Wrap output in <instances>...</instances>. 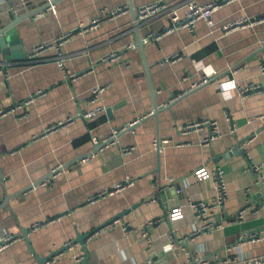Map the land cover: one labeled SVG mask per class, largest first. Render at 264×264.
Instances as JSON below:
<instances>
[{
  "label": "crops",
  "instance_id": "crops-1",
  "mask_svg": "<svg viewBox=\"0 0 264 264\" xmlns=\"http://www.w3.org/2000/svg\"><path fill=\"white\" fill-rule=\"evenodd\" d=\"M147 1L151 0H56L54 12L32 13L15 24L23 59H7L0 52V67L6 72L5 77L0 75V107L13 108L0 115V234L8 231L17 239L0 251V264H77L73 254L84 251L73 240L88 231L87 264H179L187 252L219 264L233 255L264 257V89L239 93L249 83L264 88L259 68L264 65V20L227 33L217 27L240 16L259 15L264 0L221 4L212 13L214 33L198 19L194 35L177 28L158 38L149 35L162 32L170 19L160 16L140 23L130 10L63 43L62 68L54 50L44 51L35 61L27 59L33 45L87 21L103 6L126 2L134 9ZM15 3L0 1V27L43 5L32 3L15 15L11 10ZM111 51L122 54L119 62L101 59ZM175 51L180 57L165 63ZM212 70L206 83L190 89ZM69 72L79 75L65 77ZM98 84H106L100 100L105 109L85 119L77 113L93 107L89 97ZM150 110L156 112L91 155L89 129L103 137ZM67 115L73 119L45 130ZM203 118L216 120L220 133L208 145L201 144L208 128L180 129ZM158 137L170 139L160 152L152 145ZM128 145L134 148L121 153ZM249 161L261 165L259 173L248 168ZM58 163L59 174L47 179ZM217 167L223 170L228 189L217 213L224 225L191 238L200 223L187 197L211 200L215 178L201 176L199 169ZM125 177L134 183L87 202L91 194ZM247 202L243 218L235 219ZM173 207H180L182 215L170 219ZM113 219L118 221L107 225ZM46 220L50 221L31 228L35 221ZM22 229H27L26 237ZM249 231H259L260 238L242 241ZM65 241L73 242L72 248L62 249L53 261L44 259L61 251L57 250Z\"/></svg>",
  "mask_w": 264,
  "mask_h": 264
},
{
  "label": "built area",
  "instance_id": "built-area-1",
  "mask_svg": "<svg viewBox=\"0 0 264 264\" xmlns=\"http://www.w3.org/2000/svg\"><path fill=\"white\" fill-rule=\"evenodd\" d=\"M6 1V0H0ZM41 2L43 5L40 9H38L34 15L40 16L43 14L44 11H55L54 0H17V3L12 5L11 10L13 14H17L18 11L21 9L27 8L32 3ZM230 0H212L206 3H199L197 0H180L177 2L169 3L165 0H151L147 1L143 4H140L136 8H132L129 3L122 2L112 7L103 6L96 11V13L89 18L87 21H80L76 26L66 29L56 35L51 41L48 42H39L33 45L30 52L28 53L27 59L28 61H35L41 53L47 50H54L56 52V63L59 67L62 68L63 58L64 55L60 52L61 45L71 39L75 34H82L88 30L94 29L98 27V25L103 20L113 19L121 13L129 12L130 10L134 13V19L140 23H147L150 20H153L160 16H167L170 19V24L160 33H154L149 35L153 38L160 37L161 34L165 32H169L173 29L177 28H186L192 35H194V27L195 23L198 19H202L205 21L206 25L209 27V33H214L216 29V24L212 18V13L219 7L221 4L226 3ZM182 11L183 14L180 15L179 12ZM264 20V11L261 12L259 15L255 16H240L234 18L230 21L222 23L218 25V29L222 31V33H227L233 29L238 27H243L246 25H252L256 21ZM148 38V37H147ZM128 46L134 47L133 44H129ZM180 57V52L175 51L170 56L165 58V63L172 62L177 60ZM122 58V54L117 51H111L106 53L101 57L102 60L108 62H119ZM0 65H3L1 63ZM262 72H264V65H260L259 67ZM215 73L212 70L208 74H204L199 80L192 83L191 88L200 86L201 84L206 83L209 80L211 74ZM83 74V73H82ZM0 75L5 77L6 72L2 71V67H0ZM79 74L69 72L65 74V77L74 79ZM106 84H98L92 87L91 94L89 97V101L93 103V107L87 110H82L77 113L79 116H82L85 119L92 118L97 115L99 111L105 109V105L100 102L101 95L103 90L105 89ZM264 88L261 87L258 83H249L246 86H243L241 89L239 88V93L245 94L247 92H258L263 90ZM36 93H42L41 90H38ZM13 108L4 109L0 107V115H5L8 112H11ZM152 110L143 113L140 116L133 118L126 124H122L120 126L114 127L111 131L103 136L97 137L91 133V129H89L90 133V142L93 147L91 150V155H95L97 152L103 151L106 147L116 142V138L121 131L132 129L134 124L142 117L147 114H152ZM74 115H67L64 119H59L54 123L48 125L46 127V131H49L58 125H62L66 122H69L73 119ZM264 121V118H262ZM202 127L208 128L207 134L202 138L201 144L208 145L210 141L216 139L220 136L219 129L214 119H198L186 122L180 126L182 132H189L191 130H197ZM170 139L168 137H158L152 141V145L154 149L158 152L162 151L164 145L168 143ZM178 145H182V143H178ZM134 148V145L123 146L121 148V153H129ZM248 168L255 173H259L261 170V165L257 163H252L251 161L248 162ZM62 169V165L60 163L56 164L50 169L49 175L47 179L56 176ZM201 176L207 177L212 176L215 178V186H214V195L212 196L211 200H203V199H192L191 197H187V204L191 206L194 211V215L196 219L200 223V227L193 231L190 234V237H194L198 235L201 231H211L213 229H218L223 227L224 219L218 216V211L223 207L225 200L228 197V189H227V182L223 177V170L219 167L214 169L213 171H208L204 168L199 169ZM169 181H172V177H168ZM45 182V181H44ZM134 183V179L131 177H125L122 181H117L110 187L104 188L96 193L91 194L88 197L87 202H94L99 197H104L105 195H110L115 191L123 189L127 186H130ZM182 188L177 186L176 192L180 193ZM248 202L241 206L236 215L235 219L241 220L243 218V213L246 209L249 208ZM182 215L180 207H173L169 213L170 219L178 218ZM53 220V219H51ZM159 217L156 219H152L147 221L146 224H150L151 222L158 221ZM232 221L231 219H228ZM50 221H35L32 223L31 228H37L43 225L45 222ZM118 219H113L111 222L107 223V225L115 224ZM145 224V225H146ZM144 228V227H143ZM142 228V234H146V229ZM172 234H169L168 239L170 244H173L174 238ZM260 238L259 231H249L242 235V241H255ZM17 239V236L8 232L4 231L0 234V251L8 246L9 244L13 243ZM63 245L66 249L72 248L74 245L71 241H65ZM63 250L52 254L49 256L46 261H53ZM74 261L77 264H82L83 254H73ZM179 264H219L216 261L212 262L207 257L202 256L198 252L189 253L187 252L185 255L184 260H182ZM220 264H264V257L261 256H251L246 259H239L237 256L233 255L231 257H225L222 259Z\"/></svg>",
  "mask_w": 264,
  "mask_h": 264
},
{
  "label": "water",
  "instance_id": "water-1",
  "mask_svg": "<svg viewBox=\"0 0 264 264\" xmlns=\"http://www.w3.org/2000/svg\"><path fill=\"white\" fill-rule=\"evenodd\" d=\"M54 1H56V0H54ZM40 8L41 7L36 8V9H32L30 11H27V12L21 14V15H16V16H14V19L10 24H7V25L0 27V52H2L6 56L7 59H9V58H12L14 60L23 59L24 55H23L22 49H21V42H20V39H19L17 33L14 32V26L18 21H20L21 19L31 15L32 13H35ZM112 107H114V105ZM155 112L156 111L154 110L152 112V114H154ZM21 233H22V236L26 237L27 229H22ZM89 233L90 232L88 231L86 233L78 234V236L73 240V242H79L81 244L83 251H84L83 258H82V264H87L88 254H87V248H86L84 239H85V237H87V235ZM27 245H28V248L31 249V245L28 243V241H27ZM65 248L66 247L63 245L57 251L65 249ZM54 253L52 252V254H54ZM47 257L44 259L46 260Z\"/></svg>",
  "mask_w": 264,
  "mask_h": 264
},
{
  "label": "bare ground",
  "instance_id": "bare-ground-1",
  "mask_svg": "<svg viewBox=\"0 0 264 264\" xmlns=\"http://www.w3.org/2000/svg\"><path fill=\"white\" fill-rule=\"evenodd\" d=\"M52 256V255H51Z\"/></svg>",
  "mask_w": 264,
  "mask_h": 264
}]
</instances>
